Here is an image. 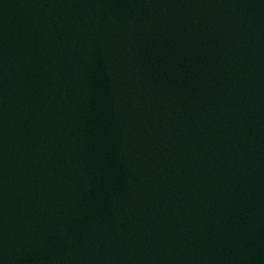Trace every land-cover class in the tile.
<instances>
[{
    "label": "water",
    "instance_id": "95a60500",
    "mask_svg": "<svg viewBox=\"0 0 264 264\" xmlns=\"http://www.w3.org/2000/svg\"><path fill=\"white\" fill-rule=\"evenodd\" d=\"M0 264H264V0H0Z\"/></svg>",
    "mask_w": 264,
    "mask_h": 264
}]
</instances>
